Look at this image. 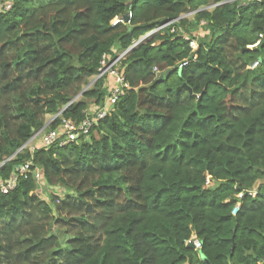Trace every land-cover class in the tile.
<instances>
[{
    "label": "trees",
    "instance_id": "16d2710c",
    "mask_svg": "<svg viewBox=\"0 0 264 264\" xmlns=\"http://www.w3.org/2000/svg\"><path fill=\"white\" fill-rule=\"evenodd\" d=\"M129 3L130 23L114 24ZM192 11L121 60L129 87L88 136L26 145L103 105L105 53ZM13 175L0 264H264V0H12L0 9L1 184Z\"/></svg>",
    "mask_w": 264,
    "mask_h": 264
},
{
    "label": "built area",
    "instance_id": "2783aa9c",
    "mask_svg": "<svg viewBox=\"0 0 264 264\" xmlns=\"http://www.w3.org/2000/svg\"><path fill=\"white\" fill-rule=\"evenodd\" d=\"M247 1L250 0H243V3H247ZM220 4V3H219ZM218 5V4H216ZM12 6V0H3L0 4V9L8 10ZM196 11H192L188 14L182 15L177 19L171 20L155 30L149 32L147 35L143 36L140 40L135 41L132 46H130L128 49L120 52L117 56L113 57L110 53H105L101 60V65L99 68V74L96 77V80L98 78L104 77L105 78V84L108 89V95L103 103L102 106L95 105L93 108H90L87 117L80 123H76L70 119H62L61 123L55 128V129H45L43 127L42 129L38 130L37 133H35L32 138L26 143V145L29 146L30 143L34 142L36 137L40 136V142L41 146H50L53 143L58 142L60 145H65L70 142H74L77 139H79L82 136H88L90 130L92 127L98 122L99 119L104 118L107 113L109 112L111 106L118 101L121 95L125 93V90L129 87V83L126 81L125 74L122 71L120 64L121 60L127 55L129 51L134 49L139 43L144 41L146 38L154 34L155 32L159 30H163L166 26H172L174 22H177L181 18L191 16ZM133 17L132 10L129 11V21L125 22V20L122 17H117L114 20V24L118 22H124V23H130L131 19ZM206 22L204 20L201 21V25L205 24ZM172 32L176 31L175 27H172ZM184 37L189 40L190 47L193 51H195L198 48V41L194 38H190V36L184 34ZM263 35H260V38H262ZM260 40L257 41L255 44L251 45L256 46L260 43ZM197 56L194 55L193 59H196ZM190 62V59L187 58L183 60L180 63L179 67H184ZM259 65V61H255L250 68H255ZM154 71L158 74L159 70L158 68H154ZM55 117H53L50 121H52ZM36 147L39 146H31V149L34 150ZM30 162L25 163L24 165L20 166L21 172H26L30 169ZM35 179L39 181L41 179L40 172L38 170L33 171ZM17 177L13 175L7 182L0 184V187L3 192H8L9 189L13 188L16 185ZM207 183L211 184L210 178L207 179ZM257 186L246 189L244 191H241L237 194V197L239 199H242L246 193L255 196L257 194ZM241 202L238 201L236 206L234 207L232 213L236 214L240 210ZM188 244H192L196 249L201 248L202 243L201 240L197 237V235L193 234L190 239L187 240Z\"/></svg>",
    "mask_w": 264,
    "mask_h": 264
},
{
    "label": "rangeland",
    "instance_id": "374dc122",
    "mask_svg": "<svg viewBox=\"0 0 264 264\" xmlns=\"http://www.w3.org/2000/svg\"><path fill=\"white\" fill-rule=\"evenodd\" d=\"M201 32H202V28L200 27L199 29H198V31H195L194 33H195V35H199V34H201ZM186 35H188V36H191L189 33H185ZM256 46H258V45H256ZM256 46H253V47H256ZM252 46H250V48H253ZM96 79V78H95ZM95 79H93V82H94V80ZM92 82V83H93ZM52 119V117L51 116H49L48 117V120L50 121ZM38 131H36L35 133H37ZM29 146L31 147V146H41V142H40V136L39 137H36V139H35V141L34 142H32V143H30L29 144ZM0 184H1V179H0ZM53 190L54 191H56L57 193H60L61 191H62V189H60V188H57V187H53V188H49V192L50 193H52L53 192ZM61 195V194H60Z\"/></svg>",
    "mask_w": 264,
    "mask_h": 264
},
{
    "label": "water",
    "instance_id": "95a60500",
    "mask_svg": "<svg viewBox=\"0 0 264 264\" xmlns=\"http://www.w3.org/2000/svg\"><path fill=\"white\" fill-rule=\"evenodd\" d=\"M128 8H129V11L131 10V4L129 3L128 4ZM129 11L124 15L122 16V18L125 20V22H128L129 21ZM250 48V46L248 47ZM169 72L166 73V75L168 74ZM190 90V89H189ZM84 91V90H83ZM191 91V90H190ZM79 97V96H78ZM38 187H40V184L38 185ZM45 189V187H44ZM62 234V233H61ZM191 246H193L191 243H190Z\"/></svg>",
    "mask_w": 264,
    "mask_h": 264
},
{
    "label": "crops",
    "instance_id": "0c3cea01",
    "mask_svg": "<svg viewBox=\"0 0 264 264\" xmlns=\"http://www.w3.org/2000/svg\"><path fill=\"white\" fill-rule=\"evenodd\" d=\"M95 105H93L91 108H93Z\"/></svg>",
    "mask_w": 264,
    "mask_h": 264
}]
</instances>
